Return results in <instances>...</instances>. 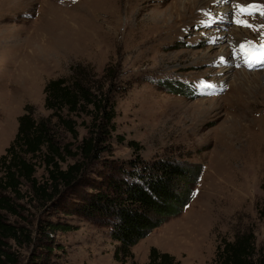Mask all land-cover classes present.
I'll list each match as a JSON object with an SVG mask.
<instances>
[{
  "label": "rangeland",
  "instance_id": "obj_1",
  "mask_svg": "<svg viewBox=\"0 0 264 264\" xmlns=\"http://www.w3.org/2000/svg\"><path fill=\"white\" fill-rule=\"evenodd\" d=\"M262 11L264 0H0V156L27 106L36 120H50L57 142L76 146L87 115L70 116L76 142L44 108V87L81 68L107 89L102 74L111 67L116 131L102 162L134 158V141L147 161L166 157L201 170L190 203L134 246L133 260H114L109 228L73 218L79 228L56 233L64 249L50 264H146L150 248L179 264H214L222 241L239 233L264 243V68L248 67L244 57L254 53L239 47H258ZM45 177L38 160L36 178ZM22 193L29 199L28 186ZM26 209L32 229L37 217ZM32 250L21 251L22 264Z\"/></svg>",
  "mask_w": 264,
  "mask_h": 264
},
{
  "label": "trees",
  "instance_id": "obj_2",
  "mask_svg": "<svg viewBox=\"0 0 264 264\" xmlns=\"http://www.w3.org/2000/svg\"><path fill=\"white\" fill-rule=\"evenodd\" d=\"M84 73L74 69L68 81L50 80L43 90L44 108L76 142V123L70 116L87 115V134L76 146L57 142L50 120H36L33 107L27 106L17 119L12 142L0 156V264H22L21 251L26 248L33 250L24 264H50V258L64 249L55 241L56 233L78 230L73 218L109 228L116 243L113 258L125 263L133 260L134 246L190 203L201 170H190L184 161L166 157L147 161L139 155L138 144L129 141L134 158L102 162L105 154L110 155L116 131L111 93L117 77L106 67L102 81L109 87L104 89L94 86ZM169 86L172 94L183 92L177 85ZM67 159L72 163L63 167ZM38 160L46 174L41 182L36 178ZM23 185L28 186L29 199L22 193ZM26 206L37 217L32 229L34 222L24 215ZM146 264L179 263L150 248ZM214 264H264V243L257 246L252 231L239 233L222 241Z\"/></svg>",
  "mask_w": 264,
  "mask_h": 264
},
{
  "label": "snow or ice",
  "instance_id": "obj_3",
  "mask_svg": "<svg viewBox=\"0 0 264 264\" xmlns=\"http://www.w3.org/2000/svg\"><path fill=\"white\" fill-rule=\"evenodd\" d=\"M248 8H252L254 6L252 5H249L247 6ZM239 11L241 13H244L245 12V9L244 8H241L239 9ZM208 15V14H206ZM248 15H252V13H248ZM260 15H264V11H262L260 13ZM235 23L237 24H242L241 21H234ZM242 26H250L249 24H243ZM241 49H244V48H250L252 49L254 55L249 57L248 55H245L244 57V60H245V63L247 64L248 67L250 68H256V67H260V68H264V32L261 33L260 35V43L257 46H255V42L254 41H250L247 43V45H240L239 46ZM201 87H207V88H212L214 87V85L212 84H207V83H204V82H201Z\"/></svg>",
  "mask_w": 264,
  "mask_h": 264
},
{
  "label": "bare ground",
  "instance_id": "obj_4",
  "mask_svg": "<svg viewBox=\"0 0 264 264\" xmlns=\"http://www.w3.org/2000/svg\"><path fill=\"white\" fill-rule=\"evenodd\" d=\"M225 1V0H224ZM186 3H184V6H185ZM225 7V6H224ZM227 11V10H226ZM246 79L248 80V77H246Z\"/></svg>",
  "mask_w": 264,
  "mask_h": 264
}]
</instances>
